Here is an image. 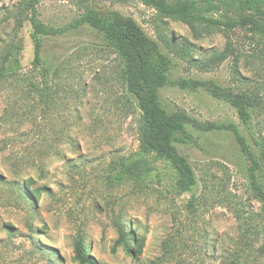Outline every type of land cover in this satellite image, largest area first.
<instances>
[{
  "label": "rangeland",
  "instance_id": "1",
  "mask_svg": "<svg viewBox=\"0 0 264 264\" xmlns=\"http://www.w3.org/2000/svg\"><path fill=\"white\" fill-rule=\"evenodd\" d=\"M21 1L0 0V62L7 54L6 72L18 73L0 82V264H80L78 237L99 264H229L245 241L247 215L258 229L255 245L264 244L261 203L230 130L178 144L197 180L187 192L176 190L174 171L154 157L144 179H107L114 166L140 157L141 116L117 54L95 29L71 25L89 8L116 10L195 61L226 53L213 69L180 60L173 78H211L257 96L262 105L250 125L203 90L168 86L161 101L202 123L234 124L256 155L264 143V36L243 27L195 35L138 0H38L45 25L67 26L64 35L45 39L43 55L57 76L43 102L30 80L34 46L29 22L17 19ZM240 253L239 264H251L248 252Z\"/></svg>",
  "mask_w": 264,
  "mask_h": 264
},
{
  "label": "trees",
  "instance_id": "2",
  "mask_svg": "<svg viewBox=\"0 0 264 264\" xmlns=\"http://www.w3.org/2000/svg\"><path fill=\"white\" fill-rule=\"evenodd\" d=\"M138 1L155 10L161 18L168 17L184 22L195 35L210 33L217 29L230 32L236 27H243L252 34L264 36V0ZM37 5L38 0H22L17 10V19L19 24L24 19L30 24V37L34 46L32 67L34 77L30 80L37 86L41 100L46 102V86L57 74L56 70L52 71V62L43 55L45 39L64 35L67 26L54 28L45 25L39 18ZM221 11V19L214 17V14ZM82 25L98 31L103 38L104 46L117 54L122 66L125 90L134 99L141 116L140 157L128 162L122 161L117 170L114 166V171L109 173L107 179H144L148 171L152 170V163L148 157H154L155 161H165L170 165L175 174L176 190L180 193L187 192L197 180L194 169L187 157L179 151L178 144L196 141L199 133L206 135L213 131L230 130L240 146L241 154L237 156L239 163L244 161L246 179L254 197L261 203V214L258 216L264 223V143L256 155L234 124L202 123L185 111H168L161 101V91L168 86L190 92L203 90L212 97L228 103L235 109L240 121L250 125L262 105V100L257 96L225 88L211 78H173L180 60L203 69H213L225 59L226 53L214 54L207 62L195 61L187 51L181 53L179 47L162 36L158 39L151 37L136 20L116 10L99 11L89 8L71 25V28ZM7 56L5 54L0 62V82L18 74L6 72ZM112 174L113 178L110 177ZM245 222L247 224L244 231L245 241L238 247L237 252L233 253L229 264H239L240 261L236 258L240 259L242 256L240 252L245 250L251 264H261L264 244L255 245L253 238L258 234V229L252 222V216L247 215ZM119 241L127 245V235L121 228ZM86 248L89 247L83 243L81 237H78L74 243V259L80 264H99L95 257L87 253ZM244 264L249 263L246 261Z\"/></svg>",
  "mask_w": 264,
  "mask_h": 264
}]
</instances>
